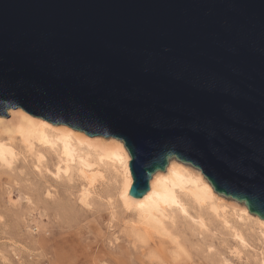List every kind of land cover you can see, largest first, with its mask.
<instances>
[{"label":"water","instance_id":"1","mask_svg":"<svg viewBox=\"0 0 264 264\" xmlns=\"http://www.w3.org/2000/svg\"><path fill=\"white\" fill-rule=\"evenodd\" d=\"M17 107L123 141L133 197L177 157L264 219V0H0Z\"/></svg>","mask_w":264,"mask_h":264},{"label":"rangeland","instance_id":"2","mask_svg":"<svg viewBox=\"0 0 264 264\" xmlns=\"http://www.w3.org/2000/svg\"><path fill=\"white\" fill-rule=\"evenodd\" d=\"M19 109L23 110L9 108L8 117H1L10 120L12 110ZM15 149L12 163L0 164V264H262L260 234L231 213L226 215L229 225L216 218L205 230L196 210H190V216L177 213L174 226L187 242V253L177 258L175 245L166 236L148 244L134 237L132 213L124 212L116 198L101 197L84 206L78 196L89 184L79 167L57 165L56 154H47L48 166L42 165L38 150L29 151L21 144ZM95 165L94 171L98 168L103 174V184L111 183L113 170ZM57 166H61L59 174ZM231 226L242 230L245 242Z\"/></svg>","mask_w":264,"mask_h":264},{"label":"bare ground","instance_id":"3","mask_svg":"<svg viewBox=\"0 0 264 264\" xmlns=\"http://www.w3.org/2000/svg\"><path fill=\"white\" fill-rule=\"evenodd\" d=\"M19 144L29 148V151L38 150V162L42 165H47V154H56L59 159L57 165L64 162L66 168L79 167L81 177L89 184L78 196L84 206L90 207L95 199L101 197H109L110 200L116 198L124 212L132 213L134 237L148 244L156 242L160 236H166L174 243L173 253L177 258L187 253V242L174 226L178 218L176 214L190 216L193 209L198 212L201 229L208 228L216 218L229 225L230 220L226 215L231 213L247 229L257 230L264 243V219L251 213L246 203L229 200L218 193L200 170L177 157L170 158L166 169L155 172L150 180V189L143 197L136 198L129 194L133 184L129 166L132 157L120 139L90 137L67 126H54L19 109L12 110L10 120L0 116V164L11 162L13 155L16 156L15 146ZM95 164L113 170L111 183L103 184V174L100 175L98 168L94 171ZM57 169L59 174L61 166H57ZM237 230L235 234L241 243L245 242L242 230Z\"/></svg>","mask_w":264,"mask_h":264},{"label":"snow or ice","instance_id":"4","mask_svg":"<svg viewBox=\"0 0 264 264\" xmlns=\"http://www.w3.org/2000/svg\"><path fill=\"white\" fill-rule=\"evenodd\" d=\"M137 166L136 161L133 162V168H135Z\"/></svg>","mask_w":264,"mask_h":264}]
</instances>
